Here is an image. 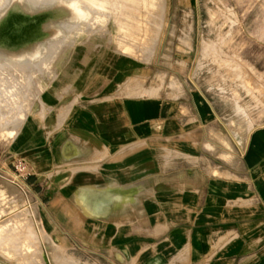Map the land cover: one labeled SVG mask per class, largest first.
<instances>
[{
    "label": "crops",
    "instance_id": "0c3cea01",
    "mask_svg": "<svg viewBox=\"0 0 264 264\" xmlns=\"http://www.w3.org/2000/svg\"><path fill=\"white\" fill-rule=\"evenodd\" d=\"M99 52L60 71L1 146L51 191L34 200L49 236L73 255L82 242L90 264H101L95 252L113 264H264V123L236 132L213 102L196 94L192 105L184 88L156 84L147 64ZM143 142L169 164L154 165L148 149L122 155ZM80 166L64 181L50 175ZM131 190L132 200L117 199ZM139 190L148 191L140 218Z\"/></svg>",
    "mask_w": 264,
    "mask_h": 264
},
{
    "label": "rangeland",
    "instance_id": "374dc122",
    "mask_svg": "<svg viewBox=\"0 0 264 264\" xmlns=\"http://www.w3.org/2000/svg\"><path fill=\"white\" fill-rule=\"evenodd\" d=\"M18 4L22 13L51 5L38 26L39 37L14 50L0 51V264H90L82 242L75 255L67 252L37 219L34 200L51 191L45 184L42 191L37 190L42 187L40 178L29 182L33 169L28 159L1 153L40 91L60 71L78 70L98 51L125 55L147 64L163 89L184 88L190 104L196 94L204 103L213 102L219 116L234 123L236 132L264 123V0H0V18ZM56 8L59 13L54 16ZM29 25L9 31L10 42H19L22 35L25 39ZM3 128L13 129L14 134L6 137ZM217 128L211 133L220 139L225 126ZM147 149L154 155V165L169 164L167 155L156 157L157 148L146 142L123 147L122 155ZM145 161L140 159L139 164ZM61 168L50 175L64 181L85 170ZM146 175L140 173L138 181H145ZM134 193L121 191L117 199L132 200ZM147 193L138 192L143 199L137 207L139 218L146 210ZM137 223L139 231H144L145 223ZM161 224L155 223L156 234L162 231ZM100 256L91 254L93 262L113 264Z\"/></svg>",
    "mask_w": 264,
    "mask_h": 264
},
{
    "label": "bare ground",
    "instance_id": "6f19581e",
    "mask_svg": "<svg viewBox=\"0 0 264 264\" xmlns=\"http://www.w3.org/2000/svg\"><path fill=\"white\" fill-rule=\"evenodd\" d=\"M135 1V0H132ZM69 4V3H68ZM100 4V3H99ZM51 5V4H50ZM50 5H48L47 7H45L44 9H41L39 11H37V9H35V12L33 13H22L21 12V6L18 4L16 5L14 8H12L11 10H9L7 13H5L1 18H0V51L1 50H14L16 49L18 46L22 45L23 43L27 44L26 42L28 40H31L33 38L39 37V33L40 29L38 30V26L40 24V21L43 17L47 16V12L48 9L50 8ZM72 5V4H71ZM82 5V4H81ZM58 6V5H57ZM56 6V7H57ZM61 6V5H59ZM58 6V7H59ZM67 6V5H66ZM80 6V4H79ZM84 6V5H83ZM49 7V8H48ZM77 7V6H76ZM81 7V6H80ZM62 8V7H61ZM69 8V7H68ZM82 8V7H81ZM80 8V9H81ZM84 8V7H83ZM90 7H88L89 9ZM34 9V8H33ZM58 8H56L57 10ZM63 9V8H62ZM66 9V8H65ZM44 10V11H43ZM55 10V12H56ZM62 13H64L61 9H59ZM83 10V9H82ZM65 11V10H64ZM68 11V9H67ZM74 11V10H73ZM78 11V10H77ZM85 11V9H84ZM52 12V11H51ZM60 12V14H62ZM83 12V11H82ZM88 12V11H86ZM85 12V13H86ZM54 13V12H53ZM59 13V11L57 10V13L54 15L56 16ZM75 13V12H74ZM23 14V17H22ZM46 14V15H45ZM71 14V13H70ZM73 14V13H72ZM83 14V13H82ZM15 15V17L13 16ZM64 15V14H63ZM86 15V14H85ZM53 16V15H52ZM65 16V15H64ZM77 17V16H76ZM58 18V17H57ZM80 18V17H78ZM83 18V17H81ZM86 18V17H85ZM75 19V17H74ZM77 19V18H76ZM48 22L49 17H47L46 19ZM56 20V19H54ZM61 20V19H60ZM78 20V19H77ZM81 20V19H80ZM51 21V20H50ZM44 22V23H45ZM27 23H31L32 25H29V33L25 35V39L24 36L22 35V37H19V39H21L19 42H10V36H9V31H12L13 28H17L18 31H22L20 29V26H22L23 24H27ZM39 31V32H38ZM24 33V32H22ZM45 34V33H44ZM40 36H42L40 34ZM32 42V41H31ZM24 44V45H25ZM1 131L6 132L5 134L7 135L6 137L12 136L14 134V130L13 129H7V128H3ZM83 196V195H82ZM84 199H86V197H83ZM87 200V199H86ZM83 202V201H82ZM87 211V210H86ZM88 214H91L90 212H87ZM21 260V259H20ZM16 261V260H15ZM31 263V262H30Z\"/></svg>",
    "mask_w": 264,
    "mask_h": 264
}]
</instances>
